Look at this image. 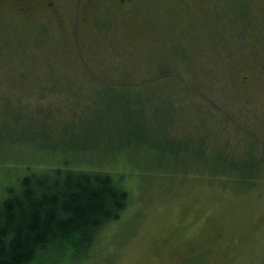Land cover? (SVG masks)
<instances>
[{
    "label": "rangeland",
    "instance_id": "1",
    "mask_svg": "<svg viewBox=\"0 0 264 264\" xmlns=\"http://www.w3.org/2000/svg\"><path fill=\"white\" fill-rule=\"evenodd\" d=\"M45 2L0 0V196L103 171L129 200L80 264H264V0Z\"/></svg>",
    "mask_w": 264,
    "mask_h": 264
},
{
    "label": "trees",
    "instance_id": "2",
    "mask_svg": "<svg viewBox=\"0 0 264 264\" xmlns=\"http://www.w3.org/2000/svg\"><path fill=\"white\" fill-rule=\"evenodd\" d=\"M238 159L224 156L228 168L216 172L249 186L264 161L246 167ZM4 194L0 264H80L129 200L110 173L61 167L25 173Z\"/></svg>",
    "mask_w": 264,
    "mask_h": 264
},
{
    "label": "flooded vegetation",
    "instance_id": "3",
    "mask_svg": "<svg viewBox=\"0 0 264 264\" xmlns=\"http://www.w3.org/2000/svg\"><path fill=\"white\" fill-rule=\"evenodd\" d=\"M39 1H40V3H41L43 6H45V7H46L47 5L50 4V2L46 4V2H45L46 0H39ZM120 1H121V2H124L125 0H120ZM126 2H127V1H126Z\"/></svg>",
    "mask_w": 264,
    "mask_h": 264
}]
</instances>
